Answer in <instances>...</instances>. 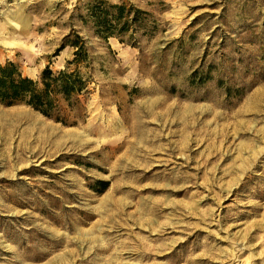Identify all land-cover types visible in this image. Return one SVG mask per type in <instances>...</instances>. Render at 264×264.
<instances>
[{"label": "rangeland", "instance_id": "1", "mask_svg": "<svg viewBox=\"0 0 264 264\" xmlns=\"http://www.w3.org/2000/svg\"><path fill=\"white\" fill-rule=\"evenodd\" d=\"M104 1L146 29L0 0V64L36 81L76 36L90 61L65 124L0 106L37 119L0 117V264H264V0Z\"/></svg>", "mask_w": 264, "mask_h": 264}, {"label": "trees", "instance_id": "2", "mask_svg": "<svg viewBox=\"0 0 264 264\" xmlns=\"http://www.w3.org/2000/svg\"><path fill=\"white\" fill-rule=\"evenodd\" d=\"M145 15L147 13L123 4L92 0L83 23H90L102 40L116 38L124 43L126 39L131 41L138 30L146 29ZM69 46L74 48L73 58L66 63L65 69L54 74L46 67L36 81L24 76L12 62L0 64V106L25 105L46 118L65 124L70 114L79 110L80 96L86 93L88 85V79L78 69L90 68L89 55L81 39L76 36Z\"/></svg>", "mask_w": 264, "mask_h": 264}, {"label": "bare ground", "instance_id": "3", "mask_svg": "<svg viewBox=\"0 0 264 264\" xmlns=\"http://www.w3.org/2000/svg\"><path fill=\"white\" fill-rule=\"evenodd\" d=\"M17 26V25H16ZM19 27V26H18ZM3 42V41H2ZM12 115L13 117L17 118V119H24L26 122L32 123V124H37V119H35L31 114L28 113H11V114H3L0 112V117H4V116H10ZM39 125H41V123H39ZM242 249V248H241ZM241 249L239 251H241Z\"/></svg>", "mask_w": 264, "mask_h": 264}]
</instances>
